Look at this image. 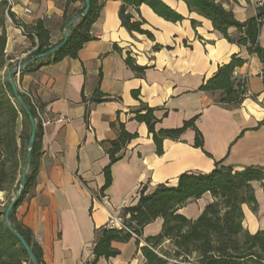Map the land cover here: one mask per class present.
Instances as JSON below:
<instances>
[{"label":"crops","instance_id":"crops-1","mask_svg":"<svg viewBox=\"0 0 264 264\" xmlns=\"http://www.w3.org/2000/svg\"><path fill=\"white\" fill-rule=\"evenodd\" d=\"M160 1L183 20L165 22L146 5L137 11L128 8L131 22H141V30L151 35L148 37L122 27L121 3L106 1L90 27L93 39L76 59L65 58L14 77L19 92L30 94L42 106L48 121L43 129L34 187L15 209L17 220L40 246L45 264L89 262L95 231L104 228L112 216H119L122 208L135 204L142 186L147 193L161 184L175 187L181 174H207L219 161L236 170L264 168V128L257 127L264 120L262 66L258 58L226 41L207 19L189 13L184 2ZM218 1L239 22L254 17L257 4H264V0ZM66 2L11 0L10 11L15 20L27 27L42 21L50 33V44H56L65 31ZM71 6L79 8L81 3L76 1ZM25 7L31 15L23 13ZM191 18L197 23L194 28L188 23ZM228 34L234 38L236 31L230 29ZM29 45L12 24L7 30L6 55L13 67L22 64L35 49H28ZM258 45L264 49V22ZM166 46L171 49H164ZM232 55L246 60L236 73L238 78L246 79L250 97L236 108L224 109L215 103L218 92L204 93L199 87ZM127 57L145 68L141 75L126 65ZM96 90L108 101L91 103ZM133 92H137V97ZM142 105L154 109L156 131L179 128L198 116L195 126L203 137L202 149L193 146L194 132L187 130L179 141L164 140L162 155H156L145 124L133 118V112ZM111 123L123 124L126 132L137 137L127 145L123 158L112 165L111 186L100 196L103 169L109 164L102 143L114 140L118 134ZM252 188L256 212L242 207L243 227L251 234L264 229V181L252 183ZM211 202L212 197L204 194L187 203L179 213L194 220ZM161 226L162 221L157 219L143 229L142 238L157 235ZM112 248L119 255L109 260L100 258L96 264L142 262L133 239L112 243Z\"/></svg>","mask_w":264,"mask_h":264},{"label":"trees","instance_id":"trees-1","mask_svg":"<svg viewBox=\"0 0 264 264\" xmlns=\"http://www.w3.org/2000/svg\"><path fill=\"white\" fill-rule=\"evenodd\" d=\"M76 1L81 3V7L70 10V6ZM106 1L121 3L119 19L122 27L148 37L151 35L141 30V22H131V16L126 13L128 8L137 11L141 5H146L166 21L176 23L183 20L160 0H102L101 2L88 0V12L70 28L66 43L53 55L30 64L21 73L35 72L44 65L58 63L65 58L76 59L83 46L93 39L90 35V27L96 21ZM174 1L184 2L189 13H196L210 21L212 28L226 41L245 48L248 56H256L262 66L261 78L264 88V49L258 45L259 31L264 22V4L256 7L254 17L239 22L218 0ZM83 9V0H67L63 14L64 29L73 17L82 13ZM6 16L17 27L24 28V36L33 47H36L24 62L47 52L61 43L62 39L56 44H50V33L42 21L38 20L33 26L27 27L15 20L6 0H0V193L4 196L3 201H0V264H30L18 238L12 234L4 221V211L19 190L26 144L31 132L27 115L14 101L10 85L4 77V73L13 67L10 58L6 55ZM230 29L236 31L234 38L228 34ZM125 62L137 75H141L145 70L135 65L129 57ZM245 63L246 60L238 55H232L228 63L218 66L213 76L202 83L199 91L218 92L219 96L215 103L224 109L240 106L245 99L247 82L245 78L233 79L232 76ZM19 95L33 118L35 139L25 187L9 214V223L29 246L38 264H45L40 246L35 242L31 232L15 217L16 207L27 195H30L34 187L43 135L35 108L23 93L19 92ZM132 95L137 97V92H133ZM104 101H108V98L96 90L91 103ZM38 106L43 110L41 105ZM133 114L135 121L145 124L158 156L163 153L164 140L179 141L187 130L194 132L193 146L198 149L203 147L202 134L195 126L198 116L183 122L179 128L156 131L158 120L154 116V109L142 105ZM88 115L87 111L86 120ZM111 127L116 128L118 134L114 140L102 143L109 157V164L103 169L104 185L100 189V196H103L111 186L112 165L123 158L127 145L137 137L136 134L126 132L123 124L111 123ZM257 127L264 128V120L260 121ZM263 181L264 168L248 167L236 170L223 166L222 161H219L207 174L192 172L181 174L175 187L161 184L147 193V188L142 186L137 191L135 204L122 208L119 213L123 224L131 233L108 229L106 226L96 230L92 259L85 264H96L100 258L105 260L115 258L119 252L112 248V243H126L131 239L135 241L137 251L142 256L140 264H264V229L253 234L244 229L242 209L245 205L252 212H256L257 203L252 183ZM204 194H209L212 202L204 207L196 219H188L179 213L187 203L200 199ZM96 199L99 200V197ZM157 219L162 221L160 232L142 238L143 229Z\"/></svg>","mask_w":264,"mask_h":264},{"label":"water","instance_id":"water-1","mask_svg":"<svg viewBox=\"0 0 264 264\" xmlns=\"http://www.w3.org/2000/svg\"><path fill=\"white\" fill-rule=\"evenodd\" d=\"M83 2H84V9H83L82 13H80L79 15H76L75 17H73L70 20V22L68 23L67 27L65 28L64 35H63L61 43L57 44L56 46H54L53 48H51L50 50H48L47 52H45L43 54H38V55L30 58L26 62L14 66L6 74V81L10 85L13 99L17 103V105L27 115V118H28V121H29V124H30V127H31V132H30V136H29L28 142L26 144V154H25L24 165H23V169H22V173H21L20 182H19V190L16 193V195L14 196V198L7 205V207H6L5 211H4V221H5L6 225H7V227L9 228V230L12 232V234H14L18 238L20 244L22 245V247H23V249H24V251L26 253V256H27L30 264H38V262L36 260V257L34 256L33 252L31 251L29 246L26 244V242L19 236V234L10 225V223H9V214L12 211V209L15 207L16 203L18 202V200H19V198L21 196V193H22V191H23V189L25 187V178H26L28 170H29V166H30V162H31V151H32V148H33V145H34V139H35V124H34L32 116L30 115L28 107L26 106L24 101L20 98L17 84H16V82L14 81L13 78L17 74H19L21 71H23L26 67H28L30 64H32V63H34L36 61H39L41 59L50 57L51 55H53L57 50H59L66 43L70 28L74 25V23L79 18L84 17L86 15V13L88 12V9H89L88 0H83Z\"/></svg>","mask_w":264,"mask_h":264},{"label":"built area","instance_id":"built-area-1","mask_svg":"<svg viewBox=\"0 0 264 264\" xmlns=\"http://www.w3.org/2000/svg\"><path fill=\"white\" fill-rule=\"evenodd\" d=\"M6 2L8 4V7H10L11 6V0H6ZM262 5H263V3H258L257 4V6H259V7H261ZM23 13L25 15H31V11L27 7L23 8ZM18 29L23 35L25 34L24 28L22 26H19ZM232 77H233V79H238L236 71L233 73ZM24 95L27 97V99L29 100L30 104L35 108V111H36V114H37V118H38V120H39V122L41 124L42 129H44L47 126V124H48V121L45 118V113L43 112V110L39 109L38 103L35 101V99L30 94L25 93ZM244 97L245 98L250 97V94H249L248 91L245 92ZM106 227L108 229L124 230L125 232L131 233L129 231V229L123 224L122 219L119 216H112L110 218L108 224L106 225ZM140 242L142 243V241H140Z\"/></svg>","mask_w":264,"mask_h":264},{"label":"rangeland","instance_id":"rangeland-1","mask_svg":"<svg viewBox=\"0 0 264 264\" xmlns=\"http://www.w3.org/2000/svg\"><path fill=\"white\" fill-rule=\"evenodd\" d=\"M81 7V6H80ZM79 7V8H80ZM79 8H76V9H79ZM72 9V6H70V10ZM196 14V13H195ZM163 20V19H162ZM165 21V20H164ZM163 21V22H164ZM165 22H167V21H165ZM170 23H172V22H170ZM188 23H189V26H191L192 28H194V25H196L197 23H196V21H195V19H193V18H191V19H189L188 20ZM173 24V23H172ZM10 26H12V22L10 21V19L6 16V28H7V30H8V28L10 27ZM62 38H63V36H62ZM27 39V38H26ZM28 43L30 44L29 45V47H28V49H31L32 47H33V45L28 41ZM159 48V47H158ZM164 49H167V50H170L171 49V46H169V47H165ZM34 50H32L31 52H30V54L33 52ZM29 54V55H30ZM13 68V67H12ZM6 74H7V72H5L4 73V77H6ZM0 198H3L4 199V196H2V197H0ZM189 209L190 208H193L192 206L191 207H188Z\"/></svg>","mask_w":264,"mask_h":264}]
</instances>
